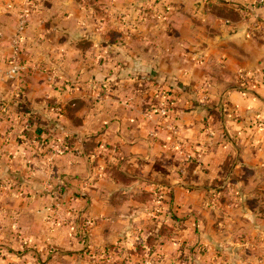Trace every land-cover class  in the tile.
Returning <instances> with one entry per match:
<instances>
[{"label": "crops", "instance_id": "crops-1", "mask_svg": "<svg viewBox=\"0 0 264 264\" xmlns=\"http://www.w3.org/2000/svg\"><path fill=\"white\" fill-rule=\"evenodd\" d=\"M33 2L17 79L5 72L22 4L0 0V247H36L42 264H109L113 241L143 247L129 264H218L177 255L175 237L143 238L149 222L173 224L181 210L193 218L183 207L208 200L209 188L245 199L243 170L264 166V3ZM240 70L252 82L241 85ZM112 165L131 179L110 176ZM143 190L156 197L130 194ZM193 212L204 223L214 215ZM246 217L250 238L231 232L228 242L247 245L252 260L241 264H264V210L261 223L251 210ZM57 218L73 219L59 228L74 236L91 219L94 249L79 252L80 242L51 223ZM209 226L200 227L206 239Z\"/></svg>", "mask_w": 264, "mask_h": 264}, {"label": "rangeland", "instance_id": "rangeland-1", "mask_svg": "<svg viewBox=\"0 0 264 264\" xmlns=\"http://www.w3.org/2000/svg\"><path fill=\"white\" fill-rule=\"evenodd\" d=\"M20 1L22 5L21 7H19V12L23 8L32 6V2L34 0H23V1L20 0ZM33 3L35 4V2ZM7 7L11 8L12 4L10 3ZM19 12H17V18L19 16ZM11 56H12V52H9L8 57L6 59V65H7V69L5 72L6 78L12 77L19 79L22 69L17 75L8 72L9 69L8 66L10 63L9 61L11 60ZM18 59L19 61L22 62L21 56H18ZM238 76L240 77L239 81L241 85L248 84L250 81L252 82V78L251 76H248L247 72L240 70L238 72ZM261 128H264V126L263 127L261 126ZM59 146L61 147L62 145H60L59 143ZM172 147H174L176 151L182 149L179 143L172 144ZM254 171L251 173L243 170V172H245L246 174L243 173L242 175L248 179L245 178V182L244 184L241 185V189H239V193L245 195V199H242L241 197H240L241 200H239V198H234V197L232 198L231 197L232 194L231 195L228 194V192L231 190L228 186H224V187L219 186L220 188L214 187L211 190L209 188L208 200H204L202 202H195L194 199H191L190 201H187V205L183 207V209L187 207L186 209L192 212L191 214L193 215V218L188 219L185 217H181L180 214L181 215L184 214L183 210H181L180 214L174 215L172 218L174 219V223H173L174 227L173 224L164 222L165 224H168V230L165 226H163L161 229L162 232L161 234L158 233V229L160 228L161 223H159L158 226H156V223L149 222L147 223L148 225L146 228L147 231L144 234L143 239L149 244H154V242L159 238L162 240H166L175 237L174 240L177 241L179 244L175 246L174 252H176L177 255L184 257L192 256L193 260L196 261H198L205 254L206 257H208V259H211L212 261L219 260L218 264H241L242 261L241 259H244L243 262L251 261L252 258H249L248 256L250 251H248L247 245L246 244L235 245L231 242H228V238H230L231 232H233L232 235L234 237L236 236L237 239L240 240V242H243V240H245L246 242V239L250 238L247 237L249 233L247 224L252 223V220L250 217H246L247 213H249V210L253 211L256 214L258 222L261 223V220L263 219L262 212L264 210V166L262 167V165H260V167L256 168ZM246 175H249V177ZM3 189L6 190L7 188H3ZM222 190L225 194H222L223 197L222 199H220L219 196L217 197L216 194ZM151 191L154 192V196H153L154 199L156 197L155 191L154 190ZM210 194L213 195L209 197ZM58 202L59 201H57V203ZM227 202L231 205H229ZM145 203H149V202H145ZM192 203L194 204L196 203L197 204L196 207H194ZM226 203L228 204L227 206L229 207H226ZM235 204L240 205V207L236 208ZM221 207L222 210L224 211L223 214L220 213ZM56 208L50 207L51 212L54 211ZM193 210L201 212L202 214H203L202 211L207 212L208 210H211L214 213L213 217L212 218L208 217V219L204 217L205 219H207L208 222L210 221L211 226L208 225V222L204 223V221L199 217V215L194 216L195 214ZM238 210H240V213L238 212ZM243 214H245V216L238 220V216L241 217ZM62 220L64 222L70 221L72 223L73 219L57 218V220L55 219L53 222L51 221V223L54 224L53 226H55L56 229L60 230L64 228V232H65L66 227L63 228H59V227L62 226L68 227V223L70 222H66L65 224L62 222ZM91 225H92V220L85 218L82 219L81 222L79 223L77 228L78 231L76 232L75 236L74 233L69 229H67V232H65L69 236L72 237L74 236L76 241L80 242L83 250L79 252H83L84 249H86V246L88 245H89L88 248L91 251L94 249L95 245H93V242L95 243V240H93L92 235H90ZM203 225L210 227L209 230H207V234H206L208 236L207 239L204 237V235H202L204 233L203 229L201 228L200 230V227H202ZM219 225L223 228L222 234L221 233L216 234V227ZM186 228H188V231H190L189 234L182 233L183 229ZM137 237L134 236V240H138ZM216 237H219L220 239L218 240L216 239ZM202 238H205L208 242L203 243L204 241H201ZM96 244H98V242H96ZM118 245L119 244H117V242L111 241L109 250L113 251L115 253V256H112L111 261L108 262L109 264H125L126 260L128 261L127 264H129L134 259L135 256L138 257V255H141L144 252L143 247H141V245L138 244L135 245V243H133L132 245L133 247H127V249L125 248L119 249ZM235 246L237 247L233 249ZM125 250L126 253L124 252ZM9 252L15 256L10 258L11 255L9 254ZM19 252L22 253L19 254V256H17V253ZM261 252L263 253L262 250L256 249L254 251L255 253L254 258L255 257L259 258ZM38 254H39V250L36 247L35 248L29 247V249L27 250L25 248H22V249H18L17 251L13 249L11 250L2 249L0 247V264H42L40 261L42 260L41 257L43 256L40 257ZM111 254L114 255L113 253ZM85 255H87V253ZM48 258L51 259L53 257L49 256ZM235 259L237 260L235 261ZM63 260L68 261L64 257ZM253 260H258V259H253ZM55 261L56 259H54V261L50 260V264H56ZM69 262L70 261H68V263L65 264H70ZM82 264H87V263L86 261H82Z\"/></svg>", "mask_w": 264, "mask_h": 264}, {"label": "built area", "instance_id": "built-area-1", "mask_svg": "<svg viewBox=\"0 0 264 264\" xmlns=\"http://www.w3.org/2000/svg\"><path fill=\"white\" fill-rule=\"evenodd\" d=\"M252 2H254L255 4H263L264 0H252ZM29 8L30 6L20 10L19 16L17 18L16 30L14 31L10 41L12 56H11V60L9 61L10 63L8 66L9 68L8 72L13 73L15 75H17L21 71V69L22 71L25 69L23 63L19 61L18 56H20L21 53V42L23 37L22 34L28 23L29 11H30ZM252 25L257 26L256 23H253Z\"/></svg>", "mask_w": 264, "mask_h": 264}, {"label": "trees", "instance_id": "trees-1", "mask_svg": "<svg viewBox=\"0 0 264 264\" xmlns=\"http://www.w3.org/2000/svg\"><path fill=\"white\" fill-rule=\"evenodd\" d=\"M106 172L112 176L115 179L124 181L125 180H130V177H127L126 175H124L115 165H112L111 167L106 168ZM118 193L120 194V192L118 191ZM130 194L132 195V197L136 198L138 202H150L153 199L154 196V192L153 191H147V190H143V191H131ZM120 197V195H118ZM118 201V200H117ZM165 226L168 230V224H165L164 222L161 223L160 228L158 229V233L161 234V229L162 227Z\"/></svg>", "mask_w": 264, "mask_h": 264}]
</instances>
